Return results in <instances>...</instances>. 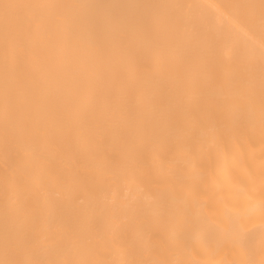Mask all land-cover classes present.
<instances>
[{
    "label": "bare ground",
    "instance_id": "obj_1",
    "mask_svg": "<svg viewBox=\"0 0 264 264\" xmlns=\"http://www.w3.org/2000/svg\"><path fill=\"white\" fill-rule=\"evenodd\" d=\"M0 264H264V0H0Z\"/></svg>",
    "mask_w": 264,
    "mask_h": 264
}]
</instances>
